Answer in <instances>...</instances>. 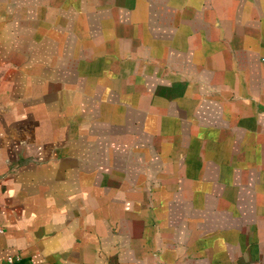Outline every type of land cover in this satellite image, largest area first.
<instances>
[{"label":"crops","instance_id":"1","mask_svg":"<svg viewBox=\"0 0 264 264\" xmlns=\"http://www.w3.org/2000/svg\"><path fill=\"white\" fill-rule=\"evenodd\" d=\"M0 264H264V0H0Z\"/></svg>","mask_w":264,"mask_h":264},{"label":"built area","instance_id":"2","mask_svg":"<svg viewBox=\"0 0 264 264\" xmlns=\"http://www.w3.org/2000/svg\"><path fill=\"white\" fill-rule=\"evenodd\" d=\"M0 233H1V229H0ZM16 259V257L14 258H12V257H8V258H6L5 260H6V263L7 264H11V263H13V260H15Z\"/></svg>","mask_w":264,"mask_h":264}]
</instances>
